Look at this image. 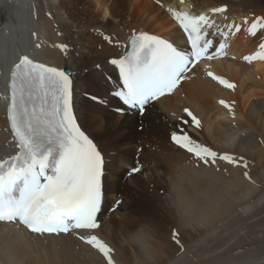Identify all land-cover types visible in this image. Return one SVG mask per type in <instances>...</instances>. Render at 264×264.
Segmentation results:
<instances>
[{
  "label": "bare ground",
  "instance_id": "6f19581e",
  "mask_svg": "<svg viewBox=\"0 0 264 264\" xmlns=\"http://www.w3.org/2000/svg\"><path fill=\"white\" fill-rule=\"evenodd\" d=\"M220 7L226 10L211 12ZM170 8L203 13L214 22L206 30L207 39L213 41L207 55L224 40L222 32L229 33L227 47L217 58L190 65L177 88L152 101L141 115L114 98L122 86L111 61L123 57L129 38L141 32L189 53L191 46ZM257 17L264 18V0H0V159L15 152L1 98L21 55L70 71L77 123L104 158L99 227L41 235L0 223V264H107L81 235H96L111 247L113 264H264V254L255 258L248 250L233 253L240 235L224 233L229 229L223 232L231 219L264 209V189L257 182L264 179V167L245 177L239 163L218 157L215 163L211 159L205 163L171 139L173 133L187 134L218 156L228 154L240 161L247 151L253 155L255 151L256 162L264 159V144L262 156L259 145L250 140L252 135H245L253 125L264 134V60L243 59L260 51L264 42L259 25L256 35L247 31ZM229 24L241 25V30L233 35ZM59 44L67 46L65 52L54 47ZM97 66H104L109 79L102 78ZM85 67L91 70L88 75L82 73ZM209 71L236 87H224L207 75ZM86 92L91 102L80 95ZM184 109L197 117L199 127ZM135 142L137 148H128ZM151 147L155 150L149 151ZM117 153L124 156L122 162ZM166 162H174L176 169L168 171L163 167ZM133 168L140 171L130 175ZM179 243L182 248L176 247Z\"/></svg>",
  "mask_w": 264,
  "mask_h": 264
},
{
  "label": "snow or ice",
  "instance_id": "6c2138e0",
  "mask_svg": "<svg viewBox=\"0 0 264 264\" xmlns=\"http://www.w3.org/2000/svg\"><path fill=\"white\" fill-rule=\"evenodd\" d=\"M225 10L220 7L211 12L223 13ZM169 12L187 35L190 53L178 50L165 39L141 32L133 35L131 52L111 61L119 68L123 85L122 90L113 94L141 115L152 101L177 88L190 65L194 66L203 58H217L225 54L223 50L227 47L229 33L222 32L224 40L215 53L207 55L213 41L207 39L206 30L214 27V22L203 13L190 15L172 8ZM258 25L264 29V18L257 17L247 29L248 33L256 35ZM226 27L235 29L233 35L241 30L238 24ZM104 39L111 43L110 37ZM54 47L61 52L67 49L63 44ZM259 49L243 59L249 63L254 59L264 60V42ZM207 75L226 88L236 87L211 71ZM9 89L7 120L18 151L0 159V221L18 222L32 233L41 235L97 229V213L103 198L104 158L77 123L72 79L61 69L21 55L11 70ZM219 103L232 111L224 100ZM184 111L199 127L197 117L188 109ZM171 139L205 163L209 159L215 163L217 157L234 165L243 161V157L236 161L228 154L218 156L217 152L196 143L187 134L173 133ZM243 166L247 167V161H243ZM139 171V168H133L129 174ZM244 175L248 177L247 172ZM175 236L174 232V239ZM79 238L98 250L107 264H113V249L104 241L96 235Z\"/></svg>",
  "mask_w": 264,
  "mask_h": 264
},
{
  "label": "rangeland",
  "instance_id": "374dc122",
  "mask_svg": "<svg viewBox=\"0 0 264 264\" xmlns=\"http://www.w3.org/2000/svg\"><path fill=\"white\" fill-rule=\"evenodd\" d=\"M129 37V36H128ZM119 45H120V43H119ZM118 46V45H117ZM111 65H112V63H111ZM97 67H99V70H100V72H101V74L103 73V75H102V78L103 79H109V75L105 72L106 70H105V68H103L104 66H97ZM84 69H85V71H84ZM94 69H96L97 70V68H94ZM84 71V72H83ZM83 71H82V73L83 74H89L90 72H91V70L90 69H88L87 68V70H86V67L85 68H83ZM87 71V72H86ZM103 71V72H102ZM114 71V70H113ZM85 74V75H86ZM105 74V75H104ZM107 74V75H106ZM104 81V80H103ZM102 81V82H103ZM91 91V92H90ZM90 93L91 94H95L96 93V91H95V89H90ZM88 92V93H89ZM86 94H87V92L85 93V94H80L82 97H83V99L87 102H91L87 97H86ZM91 96H93V95H91ZM116 97L117 96H115L114 95V98L116 99ZM95 101L98 103V100L97 99H95ZM117 101V100H116ZM111 107H113V106H111ZM263 110V109H262ZM116 111V110H115ZM116 112H118L117 114H120V112H119V110L118 111H116ZM122 116V115H121ZM143 121V120H142ZM253 127H254V125H253ZM250 128V131L248 132V133H246L245 135H246V137L247 138H250V137H248V135L249 136H251V138H250V140L251 141H255V143H256V145H259V147H260V149H259V147H257V149H259V151H260V154L263 156V145L262 144H264V134L262 133V132H260V131H257V130H255L254 128ZM135 129L137 130V131H140V130H138L137 129V125L135 126ZM263 129H264V127H263ZM259 137L260 139H257V138ZM254 138L256 139V140H254ZM261 139H262V141H261ZM258 141V142H257ZM260 141V142H259ZM261 144V146H260V144ZM137 144H139L138 142H135V143H133L132 145H130V147H128V148H133V147H135ZM138 146V145H137ZM137 146L135 147V148H137ZM121 147V146H120ZM262 147V148H261ZM134 148V149H135ZM144 148H147L146 146L144 147ZM150 149L153 151V150H155L154 149V147H151V148H149L148 150L150 151ZM135 152H136V149L134 150ZM253 152H249V151H247L246 152V155H244V158H243V161H247V167H244L242 164H243V161L242 162H239V165H241L242 166V168L244 169V170H242V171H246V172H253L254 170L255 171H261L262 170V168L264 167V156H263V160H261V159H259V161H257L256 162V156H255V151H254V155L252 154ZM250 154H252V156H250ZM118 155V153L116 154V156ZM121 156H123V155H119V156H117L118 157V159L120 160V158H121ZM124 157V156H123ZM108 160L110 159V157H109V154H108ZM252 158V159H251ZM120 162H122L121 160H120ZM242 163V164H241ZM253 164V165H252ZM251 166V167H250ZM253 166V167H252ZM117 167V165H113V168H116ZM163 167L164 168H166L168 171H173V170H175L176 169V167H175V164H174V162H166V163H164L163 164ZM242 168H240V169H242ZM246 168V169H245ZM122 169L123 170H125V169H127V170H129V167L128 166H125V165H123L122 166ZM250 169H253V170H250ZM250 170V171H249ZM140 175H141V173H140ZM143 175H141V177H142ZM113 179V177L112 176H110L109 178H108V180H112ZM257 182L259 183V184H261V189H264V179H259V178H257ZM116 193H120V192H116ZM110 200H111V198H109ZM109 212H112V209L109 211ZM114 213V211L112 212V214ZM122 213L121 212H119L117 215H114V217L117 219L118 217H119V215H121ZM233 223L235 224V225H233ZM237 224V225H236ZM242 224V225H241ZM249 224H252L251 226L249 225ZM230 226H231V228H230ZM237 228H236V227ZM240 226V227H239ZM224 227V229H223V232L225 231V229H229V231H227V232H224V233H232V232H237L239 235H240V240L238 241L239 243H237V245L234 247V249H233V253H246V252H248V251H251L252 252V256L253 257H255V258H260L261 257V255H263L264 254V209H260V211H257V212H255V213H253V214H251L250 215V213L249 212H246V213H242V217L241 218H235V219H231L230 221H229V224L227 225V226H223ZM228 227V228H227ZM244 227V228H243ZM241 228H242V230H241ZM246 229V230H245ZM231 230H233V231H231ZM260 236V237H259ZM258 237V238H257ZM232 241H235V239H232ZM232 241H230V242H232ZM176 247H178V248H182V243H179ZM248 250V251H247ZM239 251H241V252H239ZM243 251H245V252H243Z\"/></svg>",
  "mask_w": 264,
  "mask_h": 264
},
{
  "label": "water",
  "instance_id": "95a60500",
  "mask_svg": "<svg viewBox=\"0 0 264 264\" xmlns=\"http://www.w3.org/2000/svg\"><path fill=\"white\" fill-rule=\"evenodd\" d=\"M63 71H65L68 75H70V71L68 69H62Z\"/></svg>",
  "mask_w": 264,
  "mask_h": 264
}]
</instances>
